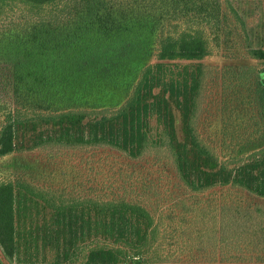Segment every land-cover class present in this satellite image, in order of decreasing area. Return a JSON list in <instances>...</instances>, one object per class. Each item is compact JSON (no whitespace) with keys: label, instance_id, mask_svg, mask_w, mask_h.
I'll return each mask as SVG.
<instances>
[{"label":"trees","instance_id":"1","mask_svg":"<svg viewBox=\"0 0 264 264\" xmlns=\"http://www.w3.org/2000/svg\"><path fill=\"white\" fill-rule=\"evenodd\" d=\"M232 1L264 0H223L236 14ZM223 2L0 0V68L14 101L0 159L60 146L109 147L135 161L162 147L184 194L166 210L148 181L73 196L26 174L0 180V264L173 263L177 248L182 254L200 241L218 244L220 260L237 259L223 257L230 246L238 251L234 236L195 229L207 221L204 204L228 202L234 191L264 199V69L226 72L235 79L227 90L247 94L242 102L253 112V132L226 147V158L197 128L202 61L212 42L230 54L236 42ZM183 23L199 27L178 29ZM243 52L264 62L263 48ZM216 189L226 191L221 200Z\"/></svg>","mask_w":264,"mask_h":264},{"label":"rangeland","instance_id":"2","mask_svg":"<svg viewBox=\"0 0 264 264\" xmlns=\"http://www.w3.org/2000/svg\"><path fill=\"white\" fill-rule=\"evenodd\" d=\"M228 7L224 4L230 19V29L234 32L237 43L235 42L233 46V40V44H229L232 48L230 54L223 49L224 46L218 49L212 42L213 54L202 61L204 76L197 116L200 135L222 158L229 154L226 147L246 139L253 132L250 120L253 112L242 102L247 94L241 96L227 90L228 83H235V79L226 72H234L235 67L252 66L264 69L263 61L249 58L243 52L248 46L264 49V1L237 3L232 1L231 7L236 14ZM178 27L197 29L199 26L183 23ZM245 32L250 38L248 42ZM3 72L5 69L0 68V129L14 105L12 94L3 82ZM237 131L240 139L235 136ZM17 174L28 175L30 182L40 188L47 187L61 193L65 189L68 193L73 192V196L99 195L102 186H115L121 189L131 184L133 187L139 185L141 187L144 181H148L156 185V191L165 198L166 210L174 208L175 201L183 191L174 186L178 179L169 152L162 147L151 149L135 161L109 147L70 149L60 146H48L0 159L1 181L12 179ZM129 174L131 177H128ZM131 180L139 182L132 184ZM213 192L215 194L212 196L219 200H221L219 197L223 198L226 193L218 189ZM227 203L231 208L222 214L220 206ZM202 207L205 212L200 215H206L207 221L201 218L200 226H196L195 229L212 230L218 236L220 232L234 236L232 244L236 245L238 251L230 246L223 257L233 255L237 259L234 258L233 262L220 260L222 251L219 250L218 244L215 250H212L210 246L203 245L201 244L203 241H200L188 251L184 249L182 254L177 248L173 263L157 264H264V199L245 191L239 193L234 191L230 201L215 202L213 207L204 204ZM212 208L215 209L216 219L213 221L209 218ZM220 215L221 218L222 216L225 218L223 225L219 221ZM198 233L202 232L198 230Z\"/></svg>","mask_w":264,"mask_h":264}]
</instances>
